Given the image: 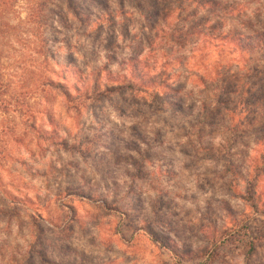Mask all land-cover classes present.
Instances as JSON below:
<instances>
[{"label": "rangeland", "instance_id": "1", "mask_svg": "<svg viewBox=\"0 0 264 264\" xmlns=\"http://www.w3.org/2000/svg\"><path fill=\"white\" fill-rule=\"evenodd\" d=\"M0 264H264V0H0Z\"/></svg>", "mask_w": 264, "mask_h": 264}]
</instances>
